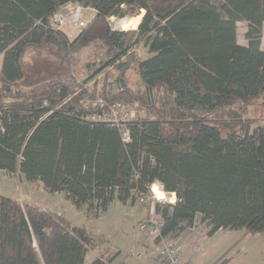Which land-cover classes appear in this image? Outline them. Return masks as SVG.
I'll return each instance as SVG.
<instances>
[{
  "label": "trees",
  "instance_id": "16d2710c",
  "mask_svg": "<svg viewBox=\"0 0 264 264\" xmlns=\"http://www.w3.org/2000/svg\"><path fill=\"white\" fill-rule=\"evenodd\" d=\"M220 1L0 0V170L63 192L95 217L115 198L138 203L159 183L177 196L156 207L164 236H178L199 218L210 236L264 232V122L251 127L242 118L245 104L264 99V0ZM68 3L95 12L73 40L55 17ZM142 11L133 29L110 23ZM240 21L248 22L246 45L238 42ZM139 44L149 53L144 59L136 58ZM90 45L106 53L86 64L91 71L80 82L111 66L124 85L120 95L107 82L98 89L97 78L72 91V56ZM30 49L65 65L69 76L25 83ZM124 58L140 77L141 91L132 95ZM96 98L138 104L148 114L123 121L125 142L119 127L86 118L97 110L84 102ZM220 110L227 112L216 118ZM90 245L85 225L0 195V264H110L120 254L101 252L86 263Z\"/></svg>",
  "mask_w": 264,
  "mask_h": 264
},
{
  "label": "rangeland",
  "instance_id": "374dc122",
  "mask_svg": "<svg viewBox=\"0 0 264 264\" xmlns=\"http://www.w3.org/2000/svg\"><path fill=\"white\" fill-rule=\"evenodd\" d=\"M214 1L218 4L221 2L220 0ZM94 13L91 10H86V8L82 9L79 4L68 3L63 6V9H60L55 17L61 29L69 39L73 40L88 26L87 24ZM144 13L145 11H142L140 15L128 16L124 19L113 16L110 18V23L114 28L133 29L138 26ZM247 30V21L238 22L237 37L239 43L247 44ZM262 42L264 45V27ZM105 53V48L99 45H90L73 54L70 66L72 75L77 82L72 91L76 90L80 93L90 88L96 81L94 79L97 78L99 81L98 89H103V85L107 82L106 87L109 93L114 96L120 95L124 85L117 82L118 72L111 66L99 74L94 73L92 80L84 83L80 82L91 71L86 69V64L100 59L105 56ZM135 53L137 59H144L149 56L143 44L136 47ZM24 60L28 71L25 83L36 79L57 77L58 75L69 76V70L65 65L48 60L46 53L39 52L37 49H30L25 54ZM124 60L131 63L126 82L132 95V93L141 91L138 86L140 77L133 67V62H130L129 58H124ZM155 98L154 91H151V101L154 102ZM127 104L128 117L124 121L135 120L139 115L148 114L147 108L139 109L138 104ZM244 106L247 113L244 112L242 118L250 117L251 127L264 122L263 98ZM226 112V110H220L216 118L223 116ZM223 122L227 124L225 121ZM122 137L126 142L124 135ZM25 179H21L20 176L12 179L10 182L13 191L10 194L19 197L23 203L36 205L49 211L60 212L75 224L85 225L91 234V245L86 255L87 262L101 252H106L108 256H111L115 251L120 250L118 259L110 264H118V262L127 264H165L159 252L160 243L148 231L138 230V221L145 219L147 215L152 217L156 215L158 203H175L177 200L176 193L166 192V197L160 199L154 197L152 189H150L148 193L150 199L143 204L137 202L135 204L131 202L123 203L115 198L106 212L102 213L100 217H95L91 213L89 214L85 206H77L66 198L65 193H53L45 188L41 182H28ZM156 184L160 186L159 183ZM154 194L156 193L154 192ZM200 219L196 221L193 227L186 229L181 238H179L180 234L171 236L173 242L180 247V259L185 264H264V232L251 233L244 228L220 229L210 236L206 225L200 223ZM200 230H203V232L198 234Z\"/></svg>",
  "mask_w": 264,
  "mask_h": 264
},
{
  "label": "built area",
  "instance_id": "2783aa9c",
  "mask_svg": "<svg viewBox=\"0 0 264 264\" xmlns=\"http://www.w3.org/2000/svg\"><path fill=\"white\" fill-rule=\"evenodd\" d=\"M80 6V5H79ZM82 7V6H81ZM83 9V7H82ZM85 106L95 109L97 111L89 112L86 115L88 120H97L109 122L112 125L119 127L122 131V135L126 141H129L130 134L126 125L123 123L127 116L128 107L123 106L120 102L113 103L111 105L107 104L106 101L102 98H96L94 100L86 99L84 102ZM107 109V110H106ZM129 115V114H128ZM154 185L152 186V188ZM163 189V186L160 185ZM151 188V189H152ZM154 197L156 194H154ZM175 194V193H173ZM150 197L148 195H141L138 203H146ZM139 223L138 230H146L150 234H152L158 243H160L159 252L163 257L165 264H185V262L180 259V247H178L169 236H164L162 234V226L163 222L158 218V216L154 215L149 220H142Z\"/></svg>",
  "mask_w": 264,
  "mask_h": 264
},
{
  "label": "crops",
  "instance_id": "0c3cea01",
  "mask_svg": "<svg viewBox=\"0 0 264 264\" xmlns=\"http://www.w3.org/2000/svg\"><path fill=\"white\" fill-rule=\"evenodd\" d=\"M61 9H63V7L61 8ZM241 43V42H240ZM241 44H243V43H241ZM243 45H245V44H243ZM262 48H264V45H263V42H262ZM0 59H1V64H2V55L0 54ZM1 64H0V66H1ZM19 176H20V178L21 179H25L24 178V175H22V174H20V173H16V174H8L6 171H4V170H0V195H3V196H10V197H17L16 195H11L10 193L13 191V186H12V183L10 182L12 179H14L15 177L17 178H19ZM18 180V179H17ZM26 180V179H25ZM29 182V181H28ZM37 186H39V185H37ZM40 187V186H39ZM6 193H8V194H6ZM19 198V197H18ZM21 200V199H20ZM147 217H151L150 215H147ZM146 217V218H147ZM208 229V228H207ZM199 232H203V230H200V231H198V234H199ZM185 233V231L183 232V233H181L180 234V236H179V238H181V236H182V234H184ZM178 238V239H179ZM181 250V249H180ZM120 251V250H119ZM97 256V255H96ZM95 256V257H96ZM118 257L119 256H117L116 257V260L118 259ZM94 258V257H93ZM92 258V259H93ZM91 259V260H92ZM90 260V261H91ZM89 261V262H90ZM89 262H87V257H86V263H89ZM120 263H125V262H118V264H120ZM157 264H159V263H157Z\"/></svg>",
  "mask_w": 264,
  "mask_h": 264
},
{
  "label": "bare ground",
  "instance_id": "6f19581e",
  "mask_svg": "<svg viewBox=\"0 0 264 264\" xmlns=\"http://www.w3.org/2000/svg\"><path fill=\"white\" fill-rule=\"evenodd\" d=\"M152 190L156 193L158 198L164 199L166 197V192L160 186H158L157 184H154V187L152 188Z\"/></svg>",
  "mask_w": 264,
  "mask_h": 264
}]
</instances>
